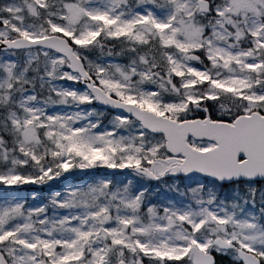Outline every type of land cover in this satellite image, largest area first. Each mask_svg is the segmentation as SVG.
Returning a JSON list of instances; mask_svg holds the SVG:
<instances>
[{"label":"snow or ice","instance_id":"6c2138e0","mask_svg":"<svg viewBox=\"0 0 264 264\" xmlns=\"http://www.w3.org/2000/svg\"><path fill=\"white\" fill-rule=\"evenodd\" d=\"M0 264H264V0H0Z\"/></svg>","mask_w":264,"mask_h":264}]
</instances>
